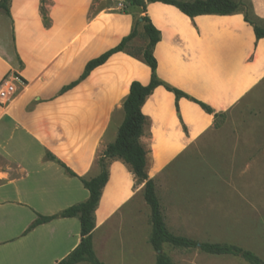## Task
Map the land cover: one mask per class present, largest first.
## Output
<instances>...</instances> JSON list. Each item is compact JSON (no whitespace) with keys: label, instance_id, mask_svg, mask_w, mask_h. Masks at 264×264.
I'll return each instance as SVG.
<instances>
[{"label":"crops","instance_id":"0c3cea01","mask_svg":"<svg viewBox=\"0 0 264 264\" xmlns=\"http://www.w3.org/2000/svg\"><path fill=\"white\" fill-rule=\"evenodd\" d=\"M250 3L253 18L264 21V0ZM127 5L46 0L43 17L40 0H9V15L0 14V81L8 77L16 90L0 105V264H57L80 242L75 217L27 230L38 216L57 215L88 199L79 178L98 175L95 161L116 139L131 83L150 82L149 67L124 52L81 79L89 61L131 32L135 11H122ZM145 15L160 32L153 49L159 81L224 118L251 109L264 87V38L256 39L242 12L189 18L175 6L154 2ZM136 42L145 43L140 37ZM141 113L147 123L139 143L154 182L205 146L247 151L256 138L252 130L215 129L212 114L189 99L176 100L163 86L147 97ZM107 170L94 212L93 249L96 232L143 185L119 159L109 160Z\"/></svg>","mask_w":264,"mask_h":264},{"label":"rangeland","instance_id":"374dc122","mask_svg":"<svg viewBox=\"0 0 264 264\" xmlns=\"http://www.w3.org/2000/svg\"><path fill=\"white\" fill-rule=\"evenodd\" d=\"M235 1L252 19L250 0ZM253 22L264 28V21ZM141 46L136 42L127 50L135 53ZM262 91L251 109L226 116L220 123L228 132L255 131L256 138L250 139L253 147L243 151L205 146L177 161L156 180L155 189L172 234L197 242L236 245L264 262V87ZM149 219L143 185H137L121 214L96 232L98 260L103 264H154L156 254L148 242ZM163 252L174 264H247L240 258L209 255L198 249L165 245Z\"/></svg>","mask_w":264,"mask_h":264},{"label":"trees","instance_id":"16d2710c","mask_svg":"<svg viewBox=\"0 0 264 264\" xmlns=\"http://www.w3.org/2000/svg\"><path fill=\"white\" fill-rule=\"evenodd\" d=\"M127 7L122 11L129 12L135 11V17L131 32L128 36L124 37L120 43L114 48L108 50L96 59L89 61L81 76L84 79L91 70L97 66L102 65L113 54L124 52L131 57L139 58L145 63L151 72L150 82L148 85L143 86L138 82H132L129 88V93L122 104L124 112V119L118 128L116 139L113 143L109 144L106 149L100 153L95 161L99 169L97 176L91 179L79 178L83 187L88 191V199L84 202L72 205L57 215L50 217L38 216L37 219L31 224L27 231L35 227L47 223L56 218H77L80 223V242L65 258L57 264H103L95 255L92 243V231L95 228L94 212L98 206L101 192L108 179V162L111 159H119L126 164L134 175L138 184H143V199L150 211V234L148 242L156 254L154 264H174L172 260L163 252L165 245L180 250L198 249L203 253L215 256H231L240 258L247 264H264V262L253 252L242 249L232 244L208 243L197 242L183 236L172 234L164 221L161 211L158 196L156 194L155 182L153 179L147 177L145 172L146 166V151L139 143L142 135L143 127L147 123V119L141 113V107L145 100L153 90L159 86H163L167 91L173 92L176 100L186 98L198 104L207 114H212L214 118V128H218L221 120L224 119L223 114H216L206 105L198 102L184 93L172 89L159 81L156 76L157 62L153 56V49L157 42L160 40V32L150 22L149 18L145 15L146 6L149 3L161 2L164 4L175 6L184 15L189 18L200 15H219L226 16L237 12H242L240 9V2L235 0H127ZM9 0H0V14L9 15L8 11ZM41 14L45 16L46 0H40ZM251 16L249 18L247 13H244V19L249 23L254 30L256 39L264 38V28H261L253 21H259L253 18L252 8ZM139 29L141 32L139 33ZM140 37L145 43L136 49L135 53L127 50L132 46V41ZM66 89V88H65ZM47 160H53L50 155H46ZM65 171L74 175L63 164L58 162Z\"/></svg>","mask_w":264,"mask_h":264},{"label":"built area","instance_id":"2783aa9c","mask_svg":"<svg viewBox=\"0 0 264 264\" xmlns=\"http://www.w3.org/2000/svg\"><path fill=\"white\" fill-rule=\"evenodd\" d=\"M15 92L16 90L12 81L8 77H4L0 81V105L10 100Z\"/></svg>","mask_w":264,"mask_h":264}]
</instances>
